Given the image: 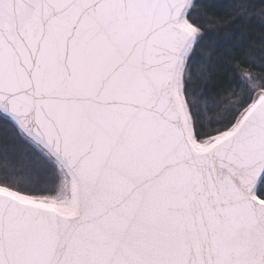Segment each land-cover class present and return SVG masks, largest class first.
<instances>
[{
	"label": "snow or ice",
	"instance_id": "1",
	"mask_svg": "<svg viewBox=\"0 0 264 264\" xmlns=\"http://www.w3.org/2000/svg\"><path fill=\"white\" fill-rule=\"evenodd\" d=\"M0 264H264V0H0Z\"/></svg>",
	"mask_w": 264,
	"mask_h": 264
},
{
	"label": "trees",
	"instance_id": "2",
	"mask_svg": "<svg viewBox=\"0 0 264 264\" xmlns=\"http://www.w3.org/2000/svg\"><path fill=\"white\" fill-rule=\"evenodd\" d=\"M224 2H227V0H224Z\"/></svg>",
	"mask_w": 264,
	"mask_h": 264
}]
</instances>
